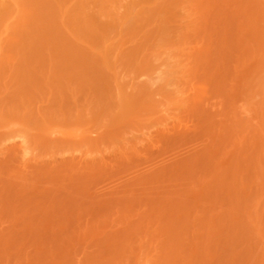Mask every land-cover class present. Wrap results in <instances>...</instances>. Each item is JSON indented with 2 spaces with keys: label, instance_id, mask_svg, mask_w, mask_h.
I'll use <instances>...</instances> for the list:
<instances>
[{
  "label": "rangeland",
  "instance_id": "obj_1",
  "mask_svg": "<svg viewBox=\"0 0 264 264\" xmlns=\"http://www.w3.org/2000/svg\"><path fill=\"white\" fill-rule=\"evenodd\" d=\"M0 264H264V0H0Z\"/></svg>",
  "mask_w": 264,
  "mask_h": 264
}]
</instances>
